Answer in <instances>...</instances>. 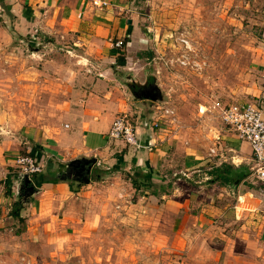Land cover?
<instances>
[{"label": "crops", "instance_id": "obj_1", "mask_svg": "<svg viewBox=\"0 0 264 264\" xmlns=\"http://www.w3.org/2000/svg\"><path fill=\"white\" fill-rule=\"evenodd\" d=\"M192 2L193 7L205 9V0ZM143 3L0 0V23L13 28L19 38L40 41V35L53 36L71 41L75 48L66 50L70 56L62 62L55 56L30 67L27 56L22 67L4 70L6 82L0 88L7 94L0 105V123H19L21 133L4 136L0 165L5 171L17 169L14 161L25 151L46 165L34 180L35 194L27 200L23 178L3 171L8 190L0 193V222L18 220L23 225L19 236L56 252L95 250L89 246L95 236L120 235V229L130 224L154 237L149 244L152 250H184L189 238L197 235L203 246L219 251L222 264H264V182L251 174L238 185L237 181L223 185L215 177L213 171L227 166L249 170L254 160L250 144L223 130L212 107L215 102L254 103L264 116V21L261 43L252 55L259 82L238 103L214 99L208 108L201 106L205 109L201 116H217L220 123L207 136L217 143L204 142L196 148L181 141L178 133L170 134V129L168 134L155 130L159 102L138 99L129 88L138 93L140 84L157 83L159 71L154 61L158 43L140 20ZM13 36L0 34V45L12 43ZM119 41L125 44L122 48L115 47ZM72 56L87 72L80 74L84 66ZM125 113L134 116L145 148L109 139L114 121ZM87 160H95L88 183L87 174L83 179L69 174L70 163ZM137 171L149 180L148 185H155L157 193L150 186L129 203L137 191L124 175ZM18 201L20 207L15 206ZM17 209L20 218L8 214ZM113 245L107 249L125 250L123 243Z\"/></svg>", "mask_w": 264, "mask_h": 264}, {"label": "rangeland", "instance_id": "obj_2", "mask_svg": "<svg viewBox=\"0 0 264 264\" xmlns=\"http://www.w3.org/2000/svg\"><path fill=\"white\" fill-rule=\"evenodd\" d=\"M205 3L203 10L193 7L192 0H144L140 9L143 28L158 43L154 61L159 67L157 83L162 85L160 89L164 97L157 105L159 112L156 118H161L162 123L160 131L162 134L178 133L181 141L196 148L204 142L206 146H211L213 140L217 143L216 138L208 139L207 136L220 123L217 116H201V106L208 108L214 99L224 103H238L261 78L252 55L262 39L264 0H234L232 3L230 0H205ZM12 29L0 23V34L15 35L12 43L3 42L0 45L2 84L6 82L4 70L22 67L27 56L30 58V67H37L38 62L44 63L46 59L51 60L55 56L59 61L66 60V56H70L66 50H71V46L72 50L75 49L71 41L53 36L40 35L42 41H33L29 37L19 38L18 33H13ZM72 57L78 66H84L80 74L87 72L81 60ZM6 94L0 88V105L5 104ZM168 110L169 114L166 113ZM130 116L131 120L135 119ZM20 126L19 123H0V143L4 141V136L19 135ZM222 128L227 130L225 125ZM168 129L170 131L167 132ZM204 135L206 139L203 140ZM4 167L0 165L1 194L8 190L2 180ZM5 172L18 174L21 178L18 170L12 167H6ZM142 193L141 190L132 195L129 203L135 202ZM8 212L9 215L12 213ZM22 227L18 220L0 222V264L223 263V258L218 256L219 251L212 250V246L207 244L203 246L197 235L189 238L188 247L184 250L179 247L156 251L149 246L154 241L153 236L143 229L139 231L126 224L120 229V235L101 234L91 239L89 246L95 247V250L56 252L44 250L19 236ZM118 242L124 244L125 250L107 249L108 245L115 248L113 243ZM139 246H146V249H140Z\"/></svg>", "mask_w": 264, "mask_h": 264}, {"label": "built area", "instance_id": "obj_3", "mask_svg": "<svg viewBox=\"0 0 264 264\" xmlns=\"http://www.w3.org/2000/svg\"><path fill=\"white\" fill-rule=\"evenodd\" d=\"M95 4L98 3L95 2ZM185 43L187 42L185 41ZM115 44L116 48H122L125 45L123 41ZM212 107L228 130L235 134L239 140L250 144L254 160L251 166L252 175L264 182V116L259 106L254 103L222 105L220 102H215ZM207 111L210 110L207 109L204 112ZM166 113L169 114L170 111L168 110ZM130 117L127 113L119 115L110 129L108 137L110 140L122 142L140 150L145 146L140 142L137 122L135 119L131 120ZM160 119L155 120L154 129H161ZM14 163L20 176H28L33 182L36 176L45 172L46 164L31 152L19 155Z\"/></svg>", "mask_w": 264, "mask_h": 264}, {"label": "trees", "instance_id": "obj_4", "mask_svg": "<svg viewBox=\"0 0 264 264\" xmlns=\"http://www.w3.org/2000/svg\"><path fill=\"white\" fill-rule=\"evenodd\" d=\"M28 153L29 152L25 151L23 154H28ZM225 168L226 169L222 168V169H217V170L213 171V174L215 175V177L222 179L221 182H223L222 183L223 185H224V183L227 185H233L236 181L243 180L252 174L250 169L249 170H247V169L241 170V169H235L234 167H229V166H227ZM223 171H225L226 175H224ZM125 176H126L127 180L131 181L133 188L137 192L141 191V190L144 191V190L150 189V186L155 188L154 184H152V185L147 184L149 180L144 175H142V173L140 171H137L136 174H134V175L125 174ZM35 179L38 180V176H36ZM31 187H32V184H26L25 182H23V188H24L23 194H25V192H27L29 190V188H31ZM170 188H171V186H170ZM164 189L161 188V190H163V191H164ZM156 190L157 189L155 188V192L153 194L157 193ZM20 196H21L20 198L23 197L22 194ZM20 205H22V203L20 201H18L15 206L20 207ZM12 215H14L17 218H20V209L13 210ZM20 222H22L21 219H20ZM20 233L21 232H18V235Z\"/></svg>", "mask_w": 264, "mask_h": 264}, {"label": "water", "instance_id": "obj_5", "mask_svg": "<svg viewBox=\"0 0 264 264\" xmlns=\"http://www.w3.org/2000/svg\"><path fill=\"white\" fill-rule=\"evenodd\" d=\"M149 83V82H148ZM153 83V84H152ZM151 84H152V89L154 90V93L153 94H139V93H136L132 88H131V86L129 87L130 88V90H131V92H132V94L136 97V98H138V99H140V98H143V97H145L146 99H148V100H151L152 102H159V101H163V99H164V97H163V93H162V91H161V89L159 88V86L157 85L158 83H156V82H152ZM150 84H148V85H139V86H141V87H145V86H149ZM77 163H79V162H72V163H70L69 164V166H73V165H75V164H77ZM93 163H95V160H87V161H85V164H86V166H87V171H86V173H87V178H86V182L88 183V182H90V178H88V177H90L91 175H92V170H93V167H94V164ZM250 169V171H251V168H249ZM252 172V171H251ZM22 178H23V180L25 181V183L26 184H32V187L31 188H29V193L28 194H26V198H25V200H27V199H29V198H31V197H33V195L35 194V191H36V189H37V185L35 184V182H33L28 176H21ZM240 182L239 181H237L236 182V185H238Z\"/></svg>", "mask_w": 264, "mask_h": 264}, {"label": "flooded vegetation", "instance_id": "obj_6", "mask_svg": "<svg viewBox=\"0 0 264 264\" xmlns=\"http://www.w3.org/2000/svg\"><path fill=\"white\" fill-rule=\"evenodd\" d=\"M151 86H152V84H150L149 86H145V87L137 86L136 91L139 94H153L154 90L152 89ZM86 169H87V166H86L85 162H80V163H77V164L69 167V174L76 175L79 178L83 179V178H85V176L87 174Z\"/></svg>", "mask_w": 264, "mask_h": 264}]
</instances>
